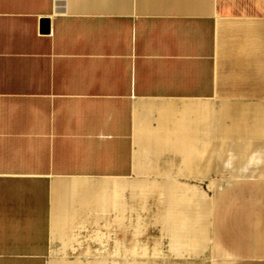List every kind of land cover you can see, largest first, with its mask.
<instances>
[{
  "label": "crops",
  "instance_id": "obj_1",
  "mask_svg": "<svg viewBox=\"0 0 264 264\" xmlns=\"http://www.w3.org/2000/svg\"><path fill=\"white\" fill-rule=\"evenodd\" d=\"M258 111L264 0H0V264H264Z\"/></svg>",
  "mask_w": 264,
  "mask_h": 264
},
{
  "label": "rangeland",
  "instance_id": "obj_2",
  "mask_svg": "<svg viewBox=\"0 0 264 264\" xmlns=\"http://www.w3.org/2000/svg\"><path fill=\"white\" fill-rule=\"evenodd\" d=\"M239 114L238 117L241 118V120H247V123H243L245 125L242 126H227L226 127V133L229 134H257L259 136H262L264 134V111H258V112H237ZM231 112H227V122H229L230 119L233 117L230 115ZM255 123L258 125L255 126ZM247 124V125H246ZM167 198V200L172 201L175 199L184 200L185 192H163V197ZM165 198V199H166ZM149 256H146L145 262L148 261Z\"/></svg>",
  "mask_w": 264,
  "mask_h": 264
},
{
  "label": "bare ground",
  "instance_id": "obj_3",
  "mask_svg": "<svg viewBox=\"0 0 264 264\" xmlns=\"http://www.w3.org/2000/svg\"><path fill=\"white\" fill-rule=\"evenodd\" d=\"M175 205H176V204H175ZM176 206H177V205H176ZM172 215H173V214H172ZM172 215H171V216H172ZM173 216H174V215H173ZM168 217H169V215L167 216V218H168ZM174 220H175V219H174ZM164 229H165V228H164ZM179 230H180V229H179ZM168 231H169V230H168ZM171 233H172V232H171ZM169 234H170V233H169ZM173 234H174V233H173ZM174 235H175V234H174ZM170 243H171V242H170Z\"/></svg>",
  "mask_w": 264,
  "mask_h": 264
}]
</instances>
